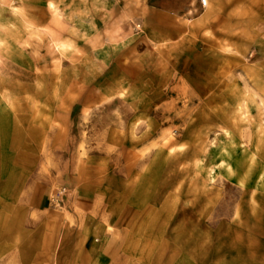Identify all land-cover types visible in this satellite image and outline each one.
I'll return each mask as SVG.
<instances>
[{
    "label": "rangeland",
    "instance_id": "374dc122",
    "mask_svg": "<svg viewBox=\"0 0 264 264\" xmlns=\"http://www.w3.org/2000/svg\"><path fill=\"white\" fill-rule=\"evenodd\" d=\"M48 2L0 0L1 30L6 18L26 22L28 5L41 12ZM49 4L66 9L49 14L50 29H28L7 47L34 58L35 70L0 67V84L24 86L3 99L42 100L38 86L60 81L70 96L82 79L106 102L98 114H76L86 145L94 143L93 117L129 118L133 138L154 135L111 158L110 235L121 234L125 247L110 264H264V0ZM117 58L127 71L110 98ZM60 62L67 75L58 78Z\"/></svg>",
    "mask_w": 264,
    "mask_h": 264
},
{
    "label": "crops",
    "instance_id": "0c3cea01",
    "mask_svg": "<svg viewBox=\"0 0 264 264\" xmlns=\"http://www.w3.org/2000/svg\"><path fill=\"white\" fill-rule=\"evenodd\" d=\"M49 2L41 12L28 5L26 22L6 18L4 30L1 18L0 67L10 64L34 72V58L7 47L19 44L28 29L31 34L50 29L51 14L59 16L66 9ZM119 60L110 61V98L127 71ZM59 66L53 76L65 77L63 62ZM116 68L121 71L115 73ZM2 71L0 68V78ZM41 71L51 77L52 70ZM74 71L83 77L81 67ZM122 86L125 91L127 87ZM20 87L24 86L0 84V264H110V258L125 247L121 234L110 235V192L115 189L110 172L118 166L110 161L114 154L123 155L128 141L151 140L148 136L153 134H134L133 138L125 132L127 126L131 129V119L114 122L93 117L88 124L96 130L89 132L94 143L86 145L83 118L76 114L84 110L98 114L106 104L100 101L103 91H87L81 79L69 92L73 99H67L70 96L61 81L38 86L42 100H20L18 95L3 99V91L18 93ZM114 103L110 99V110ZM98 126L105 130L97 131ZM62 188L65 195L57 199ZM52 200H60L59 207H54Z\"/></svg>",
    "mask_w": 264,
    "mask_h": 264
},
{
    "label": "built area",
    "instance_id": "2783aa9c",
    "mask_svg": "<svg viewBox=\"0 0 264 264\" xmlns=\"http://www.w3.org/2000/svg\"><path fill=\"white\" fill-rule=\"evenodd\" d=\"M200 1V4L202 7H206L207 4H208V0H199ZM65 191V188H62L59 192H58V196L63 194ZM56 201V200H55Z\"/></svg>",
    "mask_w": 264,
    "mask_h": 264
}]
</instances>
